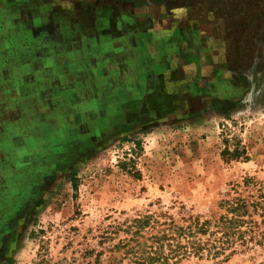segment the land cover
Here are the masks:
<instances>
[{
  "label": "rangeland",
  "instance_id": "obj_1",
  "mask_svg": "<svg viewBox=\"0 0 264 264\" xmlns=\"http://www.w3.org/2000/svg\"><path fill=\"white\" fill-rule=\"evenodd\" d=\"M169 219L203 250L159 264H264V0H0V264Z\"/></svg>",
  "mask_w": 264,
  "mask_h": 264
},
{
  "label": "trees",
  "instance_id": "obj_2",
  "mask_svg": "<svg viewBox=\"0 0 264 264\" xmlns=\"http://www.w3.org/2000/svg\"><path fill=\"white\" fill-rule=\"evenodd\" d=\"M242 151L235 149L229 151L224 150V155L229 159H236L241 155ZM139 222L136 221V224ZM142 223V221L140 220ZM159 222V221H158ZM140 223V224H141ZM168 223V224H167ZM143 224H148L147 221H144ZM163 225L162 229L155 231L154 234H151L145 241L136 242L133 246L125 245L127 250L131 253L132 259L129 263L126 264H159L167 260H177L178 257L183 256L186 253H198L200 250H203V247L200 246V239L192 240L182 236L185 233L188 237L193 236L194 232H191L189 226L186 228L177 227L172 225V220H166L160 223ZM156 225V224H153ZM187 231V232H186ZM98 263V257L95 258V263Z\"/></svg>",
  "mask_w": 264,
  "mask_h": 264
}]
</instances>
